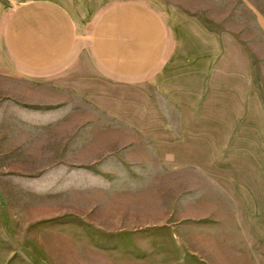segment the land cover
<instances>
[{
	"label": "rangeland",
	"instance_id": "obj_1",
	"mask_svg": "<svg viewBox=\"0 0 264 264\" xmlns=\"http://www.w3.org/2000/svg\"><path fill=\"white\" fill-rule=\"evenodd\" d=\"M247 2L264 98V0ZM202 6L223 29L229 6ZM84 57L89 70L42 89L34 110L0 100V264H264L248 149H178L200 123L196 86L110 84Z\"/></svg>",
	"mask_w": 264,
	"mask_h": 264
},
{
	"label": "crops",
	"instance_id": "obj_2",
	"mask_svg": "<svg viewBox=\"0 0 264 264\" xmlns=\"http://www.w3.org/2000/svg\"><path fill=\"white\" fill-rule=\"evenodd\" d=\"M218 1L229 6L220 30L202 18L211 9L202 5ZM250 15L247 0H0V100L34 110L42 89L63 91L65 74L89 70L88 53L110 84L194 85L200 123L178 149H248L242 163L257 166L248 182L264 192V98L244 38Z\"/></svg>",
	"mask_w": 264,
	"mask_h": 264
}]
</instances>
